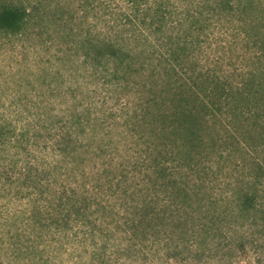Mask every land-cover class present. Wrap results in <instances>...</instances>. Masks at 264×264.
I'll list each match as a JSON object with an SVG mask.
<instances>
[{
	"label": "trees",
	"instance_id": "trees-1",
	"mask_svg": "<svg viewBox=\"0 0 264 264\" xmlns=\"http://www.w3.org/2000/svg\"><path fill=\"white\" fill-rule=\"evenodd\" d=\"M46 17L71 38L80 64L141 91L132 117L142 160L130 157L100 184L140 211L132 225L161 215L191 224L194 237L227 202L264 228V0H73L54 11L42 0H0V36L43 27ZM90 152L82 150L79 166ZM77 174L73 215L81 218L91 205L78 182L84 169Z\"/></svg>",
	"mask_w": 264,
	"mask_h": 264
},
{
	"label": "rangeland",
	"instance_id": "rangeland-1",
	"mask_svg": "<svg viewBox=\"0 0 264 264\" xmlns=\"http://www.w3.org/2000/svg\"><path fill=\"white\" fill-rule=\"evenodd\" d=\"M109 1L118 7L126 2L102 0ZM42 2L51 11L58 3L73 6V0ZM44 21L27 33L0 36V263L264 264V228L252 215L247 221L226 209L232 206L227 202L216 223L201 222L194 237L191 224L181 226L169 213L163 220L152 215L140 229L132 225L140 211L100 184L130 157L142 160L144 145L132 117L139 113L141 91L134 81L117 84L84 67L73 57L71 38L48 17ZM78 144L85 146L74 156ZM88 146V159L79 166ZM82 169L78 182L91 207L77 218L73 183Z\"/></svg>",
	"mask_w": 264,
	"mask_h": 264
}]
</instances>
